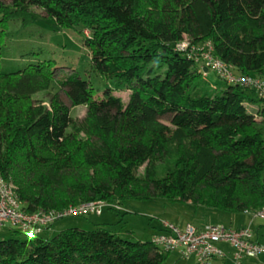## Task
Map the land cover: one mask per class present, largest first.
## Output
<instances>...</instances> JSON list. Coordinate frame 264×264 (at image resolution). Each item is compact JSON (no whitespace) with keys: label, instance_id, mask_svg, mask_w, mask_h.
I'll use <instances>...</instances> for the list:
<instances>
[{"label":"trees","instance_id":"1","mask_svg":"<svg viewBox=\"0 0 264 264\" xmlns=\"http://www.w3.org/2000/svg\"><path fill=\"white\" fill-rule=\"evenodd\" d=\"M35 7L58 28L81 26L91 69L128 94L99 96L75 71L55 76L53 60L0 70V174L26 211L158 197L234 213L264 205L263 99L209 83L175 49L209 41L237 73L264 78V0H0V44L7 22L28 24ZM8 228L0 264H161L168 253L101 228L51 238Z\"/></svg>","mask_w":264,"mask_h":264},{"label":"rangeland","instance_id":"2","mask_svg":"<svg viewBox=\"0 0 264 264\" xmlns=\"http://www.w3.org/2000/svg\"><path fill=\"white\" fill-rule=\"evenodd\" d=\"M34 15L32 21L26 25H23L19 18L7 22L6 34L0 44V70L2 72L17 71L37 61L53 60L59 67L55 71V76L75 71L84 81L91 84L99 96L105 88L116 87L114 82L104 80L102 76L91 69L89 51L83 45L86 31H83L81 26L58 28L52 19L46 17L37 7L34 8ZM204 79L211 84L215 83L220 88L226 87L227 84L218 78L211 69L205 73ZM116 88L114 89L115 94L126 101L127 91L121 90L120 87ZM60 95L62 100L69 105V100L62 90ZM45 96V93H40L36 97L43 99L46 104ZM248 109L252 110L253 107L248 105ZM84 113L83 105L71 108V115L74 118H80ZM161 119L168 124L167 117ZM262 126L264 135V124ZM161 167L158 164L159 170ZM143 169V166L140 167L136 173L141 175ZM121 207L122 211L120 212L103 208V215L100 217H96L95 214L65 217L53 224V230L48 233L44 232L41 236L51 238L69 227L86 230L101 228L131 240L146 241L150 239L152 232L156 233L161 228L164 221L181 227L187 223L195 224V222L203 220L205 222H222L232 228H239L250 223L254 235L256 231H259L260 235L264 237V219L253 218L250 213L208 209L194 206L190 202L172 201L163 197L150 200L126 199ZM97 220L105 222L97 223ZM14 235L12 230H9L8 224L0 228V239ZM19 236L26 237L22 233ZM161 264H195V259L193 257L182 258L177 251H170L165 254Z\"/></svg>","mask_w":264,"mask_h":264},{"label":"built area","instance_id":"3","mask_svg":"<svg viewBox=\"0 0 264 264\" xmlns=\"http://www.w3.org/2000/svg\"><path fill=\"white\" fill-rule=\"evenodd\" d=\"M175 49L185 53L200 67L211 69L225 82L253 89L264 101V78L237 73L231 64L214 55L209 41L193 44L183 37ZM105 206L118 208L117 204L96 200L60 209L26 211L15 185L0 174V228L8 224L28 237L42 234L65 217L99 215ZM250 214L253 218L264 219V205ZM162 228L163 231L151 236L152 243L163 252L178 251L182 258L193 257L195 264H211L216 258H224L226 253L219 243H226L231 248V259L235 264H240L243 258H255L264 251V244L254 237L250 223L239 228L207 224L197 229L191 224L178 227L164 221Z\"/></svg>","mask_w":264,"mask_h":264},{"label":"crops","instance_id":"4","mask_svg":"<svg viewBox=\"0 0 264 264\" xmlns=\"http://www.w3.org/2000/svg\"><path fill=\"white\" fill-rule=\"evenodd\" d=\"M208 70H204V75H205V73L207 72ZM213 85H215V83H212ZM215 86H217V85H215ZM251 107H253V109L252 110H255V109H257V106L256 105H250ZM113 204H115V203H113ZM104 208H111V207H109V206H105ZM116 209H118L117 211H122V207L121 206H118V208H116ZM112 210V209H111ZM102 211H103V209H102ZM206 213H210V212H206ZM103 215V212H101L99 215H96V217H100V216H102ZM107 218V217H106ZM98 222L97 223H99V222H105V221H99V220H97ZM54 224V223H53ZM53 224L47 229V230H45V233H48V232H50L51 230H53L52 229V226H53ZM188 224H191V225H193L194 227H196L197 229H201V228H203L205 225H207V224H222V225H224L222 222H205V221H201L200 220V222H195V224H192V223H187V224H185L184 226H186V225H188ZM184 226H181V227H184ZM226 226V225H225ZM243 226V225H242ZM180 227V226H179ZM228 227V226H227ZM232 228V227H231ZM155 232H152V234H151V236L154 234ZM151 236H150V239H151ZM254 237L259 241V242H261L262 244H264V237L262 236V235H260V233H259V231H256L255 232V235H254ZM218 246L223 250V251H225V253H226V256L224 257V258H216V259H214L213 261H212V263L211 264H235L233 261H232V259H231V252H232V250H231V248L226 244V243H219L218 244ZM178 252V251H177ZM240 264H264V251L260 254V255H258L257 257H255V258H243V260L241 261V263Z\"/></svg>","mask_w":264,"mask_h":264},{"label":"water","instance_id":"5","mask_svg":"<svg viewBox=\"0 0 264 264\" xmlns=\"http://www.w3.org/2000/svg\"><path fill=\"white\" fill-rule=\"evenodd\" d=\"M204 70H206V68H204Z\"/></svg>","mask_w":264,"mask_h":264}]
</instances>
